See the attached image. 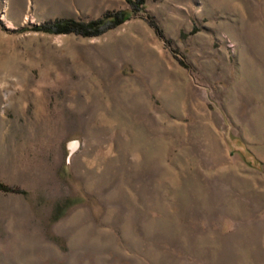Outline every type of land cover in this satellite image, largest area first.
<instances>
[{
  "label": "rangeland",
  "instance_id": "rangeland-1",
  "mask_svg": "<svg viewBox=\"0 0 264 264\" xmlns=\"http://www.w3.org/2000/svg\"><path fill=\"white\" fill-rule=\"evenodd\" d=\"M0 183V264H264V0H0Z\"/></svg>",
  "mask_w": 264,
  "mask_h": 264
},
{
  "label": "trees",
  "instance_id": "trees-1",
  "mask_svg": "<svg viewBox=\"0 0 264 264\" xmlns=\"http://www.w3.org/2000/svg\"><path fill=\"white\" fill-rule=\"evenodd\" d=\"M130 5L137 7V10L144 8L145 0H127ZM135 10H118L108 13L97 20L90 22H81L74 19H61L55 21L51 26H41L40 29L47 31H55L56 33L77 32L83 35H95L99 30L107 25H117L130 18ZM0 189L3 191H11V189L0 183Z\"/></svg>",
  "mask_w": 264,
  "mask_h": 264
}]
</instances>
